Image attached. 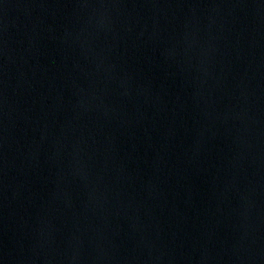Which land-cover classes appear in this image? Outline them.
Masks as SVG:
<instances>
[{
    "label": "water",
    "instance_id": "1",
    "mask_svg": "<svg viewBox=\"0 0 264 264\" xmlns=\"http://www.w3.org/2000/svg\"><path fill=\"white\" fill-rule=\"evenodd\" d=\"M0 264H264V0H0Z\"/></svg>",
    "mask_w": 264,
    "mask_h": 264
}]
</instances>
